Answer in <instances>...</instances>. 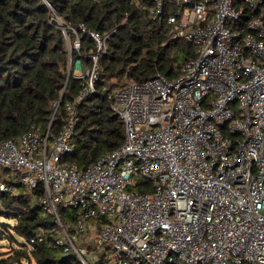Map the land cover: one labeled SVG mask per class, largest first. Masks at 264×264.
<instances>
[{
  "label": "built area",
  "instance_id": "2783aa9c",
  "mask_svg": "<svg viewBox=\"0 0 264 264\" xmlns=\"http://www.w3.org/2000/svg\"><path fill=\"white\" fill-rule=\"evenodd\" d=\"M194 56L107 93L123 143L86 168L64 160L76 104L95 92L106 37L60 131L0 142V191L41 187L28 245L60 247L82 264H264V0H147ZM77 34V31L73 29ZM80 47L78 36L73 41Z\"/></svg>",
  "mask_w": 264,
  "mask_h": 264
},
{
  "label": "trees",
  "instance_id": "16d2710c",
  "mask_svg": "<svg viewBox=\"0 0 264 264\" xmlns=\"http://www.w3.org/2000/svg\"><path fill=\"white\" fill-rule=\"evenodd\" d=\"M147 0H0V142L38 127L49 138L62 129L66 104L82 87L76 62L92 66L95 41L81 30L106 37L98 59L95 92L76 104V123L64 160L86 168L124 141L125 126L107 98L114 87L143 81L157 72L173 77L175 64L195 55L192 44L174 40L165 21L149 14ZM77 31V34L73 32ZM78 36L79 49L73 46ZM41 187L17 194L0 191V240L19 243L0 264H82L72 253L50 245H28L39 228L54 225L40 205ZM19 239L22 240L19 241Z\"/></svg>",
  "mask_w": 264,
  "mask_h": 264
},
{
  "label": "rangeland",
  "instance_id": "374dc122",
  "mask_svg": "<svg viewBox=\"0 0 264 264\" xmlns=\"http://www.w3.org/2000/svg\"><path fill=\"white\" fill-rule=\"evenodd\" d=\"M80 68V62L77 61L76 62V69ZM2 172V170H0ZM0 172V173H1ZM0 222L1 223H10L13 224V220L7 218L5 215H0ZM19 241L22 242L21 239H19ZM19 249V243L18 242H13L12 240H5L2 239L0 240V255H2V257H8L9 255L12 254V252H14L15 250ZM23 264H29L27 261H23Z\"/></svg>",
  "mask_w": 264,
  "mask_h": 264
}]
</instances>
